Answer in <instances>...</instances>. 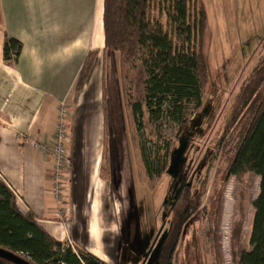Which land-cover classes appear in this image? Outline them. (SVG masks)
<instances>
[{"label": "crops", "instance_id": "0c3cea01", "mask_svg": "<svg viewBox=\"0 0 264 264\" xmlns=\"http://www.w3.org/2000/svg\"><path fill=\"white\" fill-rule=\"evenodd\" d=\"M201 1L209 13V3ZM103 4L104 0H0V178L16 195L19 209L33 211L52 237L109 264L108 259L122 258L115 238L120 231L125 235L127 221L134 224V237L141 230L144 243L149 234L145 238L131 215L137 208L130 214L125 208L123 180L116 179L122 174L118 175V162L113 160L121 124L113 118L106 131L114 133V140L103 159L101 140L108 109L103 103L101 108V80L92 78L89 91L78 94L76 89L87 54L105 46ZM8 37L22 42L16 58L5 57ZM103 57L110 61L113 53ZM106 84L113 116L116 92L110 78ZM61 104L73 111L68 118L72 161L57 197L51 179L53 158L37 143L54 134Z\"/></svg>", "mask_w": 264, "mask_h": 264}, {"label": "rangeland", "instance_id": "374dc122", "mask_svg": "<svg viewBox=\"0 0 264 264\" xmlns=\"http://www.w3.org/2000/svg\"><path fill=\"white\" fill-rule=\"evenodd\" d=\"M207 2L209 21L203 45L208 79L205 82L202 106L180 137L177 124L165 115L159 116L158 120L161 140L157 139L154 130H150L148 123V129L141 132L142 145L151 161L156 160L155 156L168 155L172 151L169 169L160 179L154 180L153 188L139 162L140 137L139 140L136 138L126 121L119 82L120 54L106 50L105 46L102 50L95 49L98 50V62L90 81L92 78L101 80L99 84L101 88L103 84L104 88L101 108L103 103V108L108 109L101 140L103 159L109 155V142L114 140V133L112 136V132L106 131L113 118L114 122L121 124L116 132V154L113 160L115 158V163L118 162L117 173L122 174V179L120 176H116V179L118 183L123 180L127 213L130 214L132 208L136 207L137 212L131 215L142 227L145 238L146 232L149 234L144 243L141 230L134 237V224L127 221L125 235L120 231L115 238L122 258L120 261L108 259L109 264H167V259L171 257L174 264H239L243 251L253 249L251 235L255 216L254 201L260 192V176L249 172L241 179L231 176L225 183L218 217L220 242L216 236L214 216L210 212L206 218V210L210 207L209 198L224 184L226 170L253 116V111L246 107L240 110L236 120L226 125L228 115L231 117L234 113L235 98L242 84L264 57V0ZM192 4L194 11L197 10L195 0ZM160 6L159 0H155L152 12L166 22L165 10H160ZM108 51L113 53L110 61L103 57ZM108 78L110 83H114L116 92V113L113 116V104L110 98H106ZM88 84L81 91H89ZM81 91H77L78 94ZM70 114H73L72 110ZM106 165L102 169L104 174L109 170ZM129 173H132L131 177ZM202 188L204 192L199 211L197 207L191 206L188 207V213L183 212L189 197L181 196H195ZM187 217L191 219L187 220L186 229L179 237L180 227H173V222H185ZM164 223L165 227H162ZM210 223L212 235L208 236ZM236 227H240L238 236L234 234ZM105 237L108 238V235ZM176 240L177 250L172 253Z\"/></svg>", "mask_w": 264, "mask_h": 264}, {"label": "trees", "instance_id": "16d2710c", "mask_svg": "<svg viewBox=\"0 0 264 264\" xmlns=\"http://www.w3.org/2000/svg\"><path fill=\"white\" fill-rule=\"evenodd\" d=\"M192 1L159 0L160 10L166 13V22L152 12L155 0H104L103 4L105 49L120 54L119 82L126 121L136 138L140 137L139 162L151 188L154 180L160 179L169 169L172 151L168 155L155 156L156 160L151 161L142 145L141 132L148 129V123L161 140L158 120L165 115L177 124L180 137L204 99L208 65L203 44L209 20L204 3L195 0L198 9L194 11ZM21 50V41L6 38V58L18 57ZM97 51H90L86 56L77 79L78 92L91 80L98 62ZM246 107L253 111V116L226 170L224 184L209 198V213L214 216L219 237L218 217L225 183L231 176L241 179L249 172L260 176V192L254 201L253 249L243 251L239 264H264V57L242 84L235 98L234 113L231 117L228 115L226 125L236 120L240 110ZM203 192L202 188L195 196L181 197H189L187 207H198ZM211 225L207 231L209 236L212 235ZM178 226L180 237L183 222H176L173 227ZM239 228L234 230L235 236ZM0 246L19 254L27 264H106L86 249H74L70 243L52 237L38 223L33 211L25 213L19 209L16 195L1 178ZM176 248L177 240L172 253ZM0 264L16 263L0 258Z\"/></svg>", "mask_w": 264, "mask_h": 264}, {"label": "built area", "instance_id": "2783aa9c", "mask_svg": "<svg viewBox=\"0 0 264 264\" xmlns=\"http://www.w3.org/2000/svg\"><path fill=\"white\" fill-rule=\"evenodd\" d=\"M69 116V109L61 104L60 119L54 134L48 140L41 141L39 144L37 143L38 148L53 158L54 167L51 172V179L53 180V189L57 197H60L62 187L67 182V169L71 165V151L68 146Z\"/></svg>", "mask_w": 264, "mask_h": 264}, {"label": "water", "instance_id": "95a60500", "mask_svg": "<svg viewBox=\"0 0 264 264\" xmlns=\"http://www.w3.org/2000/svg\"><path fill=\"white\" fill-rule=\"evenodd\" d=\"M0 258L6 259L16 264H27V260L19 254L0 246Z\"/></svg>", "mask_w": 264, "mask_h": 264}, {"label": "flooded vegetation", "instance_id": "af4514ba", "mask_svg": "<svg viewBox=\"0 0 264 264\" xmlns=\"http://www.w3.org/2000/svg\"><path fill=\"white\" fill-rule=\"evenodd\" d=\"M170 202V201H169ZM199 209H200V207H197V210L199 211ZM186 211H188V207H187V209H186ZM183 212H185V208H184V210H183ZM192 212H190L189 213V215L190 216H192L193 214H191ZM208 214H209V210H206V218L208 217ZM188 218V217H187ZM191 218H193V216L191 217ZM191 218H188V219H186V221L185 222H183V226H182V234L184 233V230L186 229V226H187V220H190ZM176 222H179V221H176ZM176 222H173V226H174V223H176ZM162 227H165V223L162 225ZM205 230L207 231V228H206V225H205ZM206 231H205V234H206ZM161 235V233H159V236ZM178 235H179V233H178ZM207 235H208V233H207ZM158 236V237H159ZM182 235H180V237H181ZM209 236V235H208ZM219 242H220V238H219ZM155 243V242H154ZM151 244V242L149 243V245ZM178 245V244H177ZM146 250V249H145ZM173 250V249H172ZM176 250H177V248H176ZM220 252V251H219ZM143 253H144V251H143ZM162 261V260H161ZM170 261H171V264H174V262H173V258L171 257V258H168L167 259V264H169L170 263ZM161 264V263H160Z\"/></svg>", "mask_w": 264, "mask_h": 264}]
</instances>
